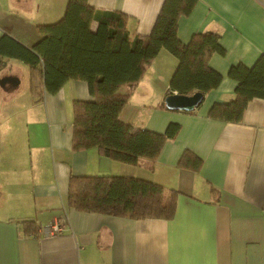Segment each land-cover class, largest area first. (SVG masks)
Wrapping results in <instances>:
<instances>
[{"label":"crops","instance_id":"obj_1","mask_svg":"<svg viewBox=\"0 0 264 264\" xmlns=\"http://www.w3.org/2000/svg\"><path fill=\"white\" fill-rule=\"evenodd\" d=\"M67 0H0V34L27 47L41 37L38 24L61 17ZM163 0H88L102 10L128 15L130 34L150 32ZM95 28V22L92 24ZM213 31L224 54L213 53L217 87L192 111L164 106L177 60L161 49L142 79L123 85L128 96L120 118L136 127L177 135L155 161L129 165L94 148L72 151V102L88 100L83 80H68L56 93L35 98L29 66L4 57L0 68V264H264V98L248 101L239 119L207 116L213 103L235 100L231 65L250 66L264 54V0H197L177 23L187 43ZM175 92V91H172ZM202 159L197 172L177 166L183 150ZM152 168V169H150ZM74 175H126L177 192L170 218L132 219L77 211L67 205ZM33 219L34 234L22 220ZM59 220L62 229L45 234Z\"/></svg>","mask_w":264,"mask_h":264},{"label":"trees","instance_id":"obj_2","mask_svg":"<svg viewBox=\"0 0 264 264\" xmlns=\"http://www.w3.org/2000/svg\"><path fill=\"white\" fill-rule=\"evenodd\" d=\"M196 2L163 0L150 32L133 35L124 12L97 9L88 0H67L59 19L37 25L41 37L32 47L0 34V68L4 57L26 63L30 90L37 99L44 93H56L68 80L87 83L91 98L72 102V151L94 148L108 159L129 165L141 159L155 161L164 142L177 135L180 125L170 122L163 132H156L123 121L120 114L128 96L118 89L136 85L161 49L177 60L165 96L172 91L204 95L218 86L221 74L210 67L209 59L213 53H225L219 34L197 32L187 43L177 35L178 19L189 14ZM228 76L236 81L235 100L213 103L208 117L226 120L233 113L239 119L248 101L264 98V54L250 66L231 65ZM177 166L197 172L202 159L185 149ZM176 194L135 176L71 174L66 201L77 211L167 219L174 213ZM22 225L26 234L37 229L30 218L22 220Z\"/></svg>","mask_w":264,"mask_h":264},{"label":"water","instance_id":"obj_3","mask_svg":"<svg viewBox=\"0 0 264 264\" xmlns=\"http://www.w3.org/2000/svg\"><path fill=\"white\" fill-rule=\"evenodd\" d=\"M202 99L203 94L199 91L191 94L172 92L164 97L163 103L166 108L171 110L192 111L202 102Z\"/></svg>","mask_w":264,"mask_h":264},{"label":"built area","instance_id":"obj_4","mask_svg":"<svg viewBox=\"0 0 264 264\" xmlns=\"http://www.w3.org/2000/svg\"><path fill=\"white\" fill-rule=\"evenodd\" d=\"M62 224L59 220H53L43 230L45 234H55L61 231Z\"/></svg>","mask_w":264,"mask_h":264}]
</instances>
